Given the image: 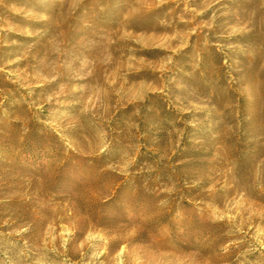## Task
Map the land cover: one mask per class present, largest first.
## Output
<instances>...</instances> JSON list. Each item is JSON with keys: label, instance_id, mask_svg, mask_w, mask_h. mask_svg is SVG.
Masks as SVG:
<instances>
[{"label": "rangeland", "instance_id": "rangeland-1", "mask_svg": "<svg viewBox=\"0 0 264 264\" xmlns=\"http://www.w3.org/2000/svg\"><path fill=\"white\" fill-rule=\"evenodd\" d=\"M0 264H264V0H0Z\"/></svg>", "mask_w": 264, "mask_h": 264}]
</instances>
